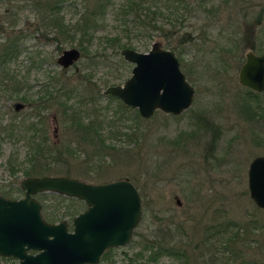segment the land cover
Wrapping results in <instances>:
<instances>
[{
    "label": "rangeland",
    "instance_id": "1",
    "mask_svg": "<svg viewBox=\"0 0 264 264\" xmlns=\"http://www.w3.org/2000/svg\"><path fill=\"white\" fill-rule=\"evenodd\" d=\"M35 1L0 0V30L5 28L11 35L20 29L27 32L20 53L6 65L14 79L3 81L0 69V127L12 117L22 120L29 116L30 100L45 83H52L51 76H58L71 92L70 106L81 103L91 117L105 112L113 120L112 127L103 125L104 145L97 147L100 142L83 139L74 121L63 120L52 108L43 109L47 136L60 145L48 147L43 152L46 156H34L37 144L18 138L16 129L2 135L0 191L12 187L16 189L13 196H23L18 187L30 175L64 174L88 182L128 178L141 195V219L130 242L108 248L96 264H261L264 210L249 195L247 168L253 157L264 154V90L251 101L250 109L244 108L243 96L250 88L239 83L238 71L252 44L256 52L264 51V0H188L186 7L180 5L173 13L161 7L157 27L138 30L130 27L131 15L116 12L122 0H113L114 5L97 21L88 52L81 50V57L67 69L56 58L65 48H80L78 38L53 39L54 33L48 32L50 28L43 25L33 7ZM88 2L92 4L89 0L65 3L61 8L65 22H75ZM139 30H147L150 36ZM114 35L122 40L133 37L131 47L140 51H147L155 40L172 50L194 86L191 106L180 114L157 109L145 118L137 108L104 94L108 85L123 83L133 65L123 58L121 48L103 38ZM16 82L22 85L17 94ZM96 92L95 105L82 101L93 100ZM17 101L23 104L18 110L14 108ZM89 119L83 114V122ZM28 168L33 171L26 174ZM54 193L37 195L45 203L44 213L56 206L59 215L74 205L83 208L81 199ZM253 220L259 227H252ZM227 223L232 227L226 226L208 240L209 231ZM234 224L246 229L250 240L231 244L243 253L223 255L222 239L235 231ZM154 240L178 253L162 251L149 258L146 246ZM9 262L16 258L0 256V264Z\"/></svg>",
    "mask_w": 264,
    "mask_h": 264
},
{
    "label": "water",
    "instance_id": "2",
    "mask_svg": "<svg viewBox=\"0 0 264 264\" xmlns=\"http://www.w3.org/2000/svg\"><path fill=\"white\" fill-rule=\"evenodd\" d=\"M120 53L133 64L131 74L121 84L108 85L104 94L117 96L145 118L157 109L178 114L190 107L195 89L172 50L155 40L147 51L124 46ZM244 55L238 81L261 92L264 51L248 49ZM79 56L77 47L65 48L57 62L66 67ZM22 106L20 101L15 104L17 110ZM20 186L24 189L22 197L0 195V254L19 259L7 264H96L106 248L130 242L142 216L140 192L128 178L88 182L70 175L40 174L25 176ZM247 186L254 203L264 210V154L250 160ZM39 191L81 198L87 207L73 217L69 229L64 219H44L42 204L34 196Z\"/></svg>",
    "mask_w": 264,
    "mask_h": 264
},
{
    "label": "trees",
    "instance_id": "3",
    "mask_svg": "<svg viewBox=\"0 0 264 264\" xmlns=\"http://www.w3.org/2000/svg\"><path fill=\"white\" fill-rule=\"evenodd\" d=\"M62 0H37L35 5L40 7L44 12L42 16V20L44 22V25L55 27V37L59 36L60 38L64 39H71V38H78L79 46L84 54L88 52L87 44L91 43L94 35V29L97 25V21L104 18V15L107 11V9L111 6H113L114 2L113 0H89L92 1V4L88 2L85 6V10L79 15V17L75 20L73 23H66L63 19V17L58 12V4ZM188 0H122L120 5L117 6L116 12L123 14L124 16L131 15L130 21V27L131 29H137L138 28H144L145 26L152 25L153 28L157 27V15L163 13V11L160 10V8H168V10H171L172 13L174 11H177L180 5H184L185 7L188 5ZM89 4V5H88ZM13 7H16L14 4H11ZM92 5V6H90ZM12 7V8H13ZM6 8H11L10 6ZM11 8V9H12ZM129 27V30H130ZM3 36L2 40L0 42L1 44V50H0V69L3 72V81L7 82L8 80L14 79V76L9 73L7 70V64L9 61L16 57L20 53V46L21 41L23 37L27 35V32H24L22 29L16 30L15 35H11L12 33L5 30V28H1ZM0 30V31H1ZM11 31V30H10ZM131 31V30H130ZM146 32V33H145ZM145 34L144 36H150L148 35L147 30H139L138 32ZM136 32V36L138 34ZM104 40L111 42L114 44L116 48H122L124 46H132V40L131 36H128L126 40H122V37L118 35L114 36H106L103 37ZM137 38V37H135ZM144 41V40H142ZM146 42V41H144ZM251 48L255 51L256 46L255 44L251 45ZM233 50H231L232 52ZM99 61V58L96 60ZM52 83H45L42 90L37 94L36 97H33L31 102L32 111L30 112L29 116H26L22 120L17 119V117H12L7 124H4L2 127H0V142L2 139V135L8 134L10 135L11 132H14L13 130L16 129L18 138H22L26 140L27 144H37L35 146V149L37 150V153H32V155H38L39 156H46L47 154H43V152L50 146L52 148H55L56 146L60 145L59 143H53V141L49 140L47 136L48 129L45 127L46 124V116L44 117L42 115L43 109H54L58 112H60L63 116V120L67 119L71 122H75V129L82 131L83 139L90 140L92 142L99 141L100 144L97 145V147H102L101 145H104V137L101 136V128H103L104 124H108L109 128L112 127V124L110 123L112 120L108 119V115L103 112L100 113V116L94 115V117L90 116V113L88 112L86 106L83 109L82 104L77 102L76 108L70 106V104L67 102L68 99L71 96V92L69 89L66 88L63 82L60 81V78L57 76H51ZM0 86L2 88V82L0 81ZM27 86V85H26ZM21 86L17 85L16 82V89H14V92L16 91V94L21 89ZM247 93L243 96V103L242 106L244 108L250 109L252 104L251 101L256 99L259 95V92H254L251 89H247ZM94 95V96H93ZM91 97L93 100H84L82 101L85 104L88 103H94L95 101L99 99L98 93L93 94ZM112 96V95H110ZM22 98H25V96H20ZM113 97V96H112ZM250 98V99H247ZM26 99V98H25ZM84 104V105H85ZM79 108L81 110L79 111ZM103 108H107L108 106H103ZM83 111V113H79ZM83 114L87 116L89 119L88 122H83ZM47 115V114H46ZM16 119V120H15ZM109 121V122H106ZM20 122V123H19ZM85 123V124H84ZM91 130H94L92 133ZM86 132H90V135H87ZM19 133V134H18ZM51 148V149H52ZM100 150V149H99ZM31 155V154H30ZM57 155V154H54ZM31 171L30 168L26 170V174H29ZM18 190H21L20 187H18ZM12 190H10L11 193ZM54 193V192H53ZM61 195L58 193H54L53 195ZM78 199V198H77ZM45 207V203H43V208ZM81 208V207H80ZM80 208H77V205H74V208H71L67 210V212H64L63 215H59L57 212V206L53 207L50 213H44L45 218L48 221L55 222L58 220H61L64 217L71 218L77 212ZM235 225V224H234ZM232 227V224H224L223 226H218L217 228L213 229V231H209L207 233V238L212 239L211 236H215L219 231L222 232L225 230V227ZM236 229L227 237L221 236L222 243L225 245L220 248V251L224 255L225 252L231 251L234 254L243 253V249L239 250V248H235L233 245L234 242L242 243L244 242L247 244L246 240H250V237L246 236V229H241L239 225L234 226ZM252 227H259L255 220L252 222ZM242 230V232H241ZM244 233V234H243ZM152 244V241H149V244L146 246V248L150 249V255L149 258L154 259L159 252L165 251L169 254H177L178 251L173 247L168 246H161L160 243L158 244L155 242ZM221 243V244H222ZM211 244V242H210ZM232 244V245H231ZM164 247V248H163ZM154 248L157 250L155 251ZM153 249V251H152ZM261 264H264V261H261Z\"/></svg>",
    "mask_w": 264,
    "mask_h": 264
},
{
    "label": "flooded vegetation",
    "instance_id": "4",
    "mask_svg": "<svg viewBox=\"0 0 264 264\" xmlns=\"http://www.w3.org/2000/svg\"><path fill=\"white\" fill-rule=\"evenodd\" d=\"M37 1V0H36ZM36 1H35V3H36ZM70 0H62L61 2H59V4H58V12H59V14L63 17V15L61 14V8L63 7V5L65 4V3H68ZM34 9L36 8V9H38V11H39V14L41 15V20H42V16H43V13L42 12H44L40 7H38V6H36L35 4H34ZM63 19H64V17H63ZM64 21H65V19H64ZM42 23H43V25H44V22H43V20H42ZM44 26H46V25H44ZM48 28H50L49 30H48V32H51V33H54V35H55V33H56V31H55V27L53 28V27H51V26H47ZM56 36V35H55ZM55 36H53V39H55ZM70 47H77V46H70ZM69 48V47H68ZM78 49H79V51H80V56H79V58L81 57V49L79 48V47H77ZM64 50V49H63ZM62 50V51H63ZM254 52H256V51H254ZM62 53V52H61ZM60 53V54H61ZM256 53H258V52H256ZM59 54V55H60ZM58 55V56H59ZM58 56H57V58H58ZM57 58H56V61H57ZM78 58V59H79ZM77 59V60H78ZM76 60V61H77ZM76 61H74L71 65H69V66H66V67H64V66H62V65H60V64H58L59 66H61L62 68H64V69H67V68H69L70 66H72V65H74V63L76 62ZM58 63V62H57ZM187 78V77H186ZM189 81V80H188ZM190 82V81H189ZM194 87V86H193ZM252 90V89H251ZM252 91H254V90H252ZM254 92H256V91H254ZM106 95H111V94H106ZM112 96H114V95H112ZM116 98H118L117 96H115ZM194 97V96H193ZM192 102H193V100H192ZM15 104H16V102H15ZM15 104H14V108H15ZM191 106V105H190ZM16 109V108H15ZM17 110V109H16ZM164 112V111H163ZM166 113V112H165ZM170 113V112H169ZM171 114H174V113H171ZM178 114H180V113H178ZM206 121V120H205ZM20 188H22V187H20ZM23 189V188H22ZM10 190H15L16 191V189L15 188H7L6 190H3V191H0V195H2V196H4V197H6V198H10V199H16V196H13V194H12V191H11V193H10ZM39 192H43V191H39ZM39 192H36L35 194H34V196L41 202V204H42V207H41V212H42V215H43V217H44V219L46 220V221H48L46 218H45V216H44V213H43V202H42V200H40L38 197H37V195L39 194ZM49 192V191H48ZM55 193H57V192H55ZM58 194H60V193H58ZM23 195H24V189H23ZM141 196V195H140ZM22 197V196H21ZM19 198V197H18ZM77 198V197H76ZM79 199H81V198H79ZM82 201H83V203H84V205H83V208L82 209H79V211L77 212V214L78 213H80V212H82L83 210H85V208L87 207V205H86V203H85V201H84V199H81ZM177 201H179V199L177 198ZM77 214H75V215H77ZM74 215V216H75ZM74 216H72L70 219H68L67 217H64V218H62V219H64V220H66L67 222H68V228L69 229H72V219H73V217ZM59 221V220H58ZM49 222H51V221H49ZM55 222H57V221H55ZM139 223V222H138ZM137 226V225H136ZM135 226V227H136ZM134 230V229H133ZM132 235H133V233H132ZM119 246V245H118ZM113 247H115V246H113ZM108 248H110V247H108ZM108 248H106L105 250H104V252L108 249ZM28 252H35V250H32V249H28L27 250ZM103 252V253H104ZM102 253V254H103ZM102 254L100 255V257L102 256ZM0 256H5V255H1L0 254ZM10 257H13V258H16V262H18V257H14V256H10ZM99 260H100V258H99ZM85 264H89V263H85Z\"/></svg>",
    "mask_w": 264,
    "mask_h": 264
}]
</instances>
